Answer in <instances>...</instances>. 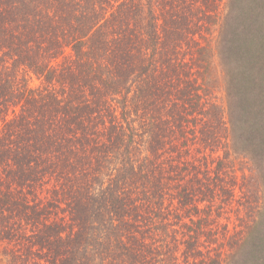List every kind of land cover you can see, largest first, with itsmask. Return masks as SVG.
<instances>
[{
  "label": "trees",
  "instance_id": "16d2710c",
  "mask_svg": "<svg viewBox=\"0 0 264 264\" xmlns=\"http://www.w3.org/2000/svg\"><path fill=\"white\" fill-rule=\"evenodd\" d=\"M29 1L0 0V209L47 219L38 190L51 184L71 209V234L89 235L103 210L109 246L124 250L127 239L136 249L114 264H158V239L221 179L206 154L191 172L182 159L198 138L191 121L206 113L203 85L180 55L203 58L200 41L216 26L225 35L236 0Z\"/></svg>",
  "mask_w": 264,
  "mask_h": 264
},
{
  "label": "rangeland",
  "instance_id": "374dc122",
  "mask_svg": "<svg viewBox=\"0 0 264 264\" xmlns=\"http://www.w3.org/2000/svg\"><path fill=\"white\" fill-rule=\"evenodd\" d=\"M225 2L228 5L230 0ZM235 3L236 20L225 35L216 26L207 40L200 41L208 51L203 58L180 55L203 85L202 114L206 113L202 120L195 116L191 121L197 124L198 138L189 142L182 159L191 163V172L193 164L204 163L206 154L221 179L207 182L210 193L204 190V197L198 193L199 199L187 206L191 215L183 218L182 228L173 223L174 232L162 237L165 241L158 239V264H264V0ZM26 4L32 5L29 0ZM142 13L146 17L144 5ZM232 61L238 65L236 73ZM26 79L31 88L42 85L33 74ZM181 174L184 176L176 177L191 184L190 173ZM38 193L46 203L47 219L35 221L32 212L27 219L18 217L11 205L7 213L0 209V264H114L115 259L126 260L124 255L136 251L127 239L123 240L124 250L109 246L114 240L103 210L91 217L98 222L95 230L80 238L81 232L71 234V209L65 202L54 201L53 186ZM89 197L93 198L91 192ZM90 204L93 211L100 209L93 201ZM175 205V211L187 216Z\"/></svg>",
  "mask_w": 264,
  "mask_h": 264
}]
</instances>
